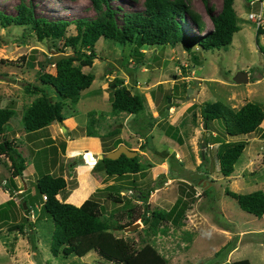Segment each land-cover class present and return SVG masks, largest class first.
<instances>
[{"label":"rangeland","instance_id":"obj_1","mask_svg":"<svg viewBox=\"0 0 264 264\" xmlns=\"http://www.w3.org/2000/svg\"><path fill=\"white\" fill-rule=\"evenodd\" d=\"M185 1L202 19L201 34L211 32L214 27L202 0ZM23 2L33 5L37 17L51 21L96 17L89 0H0V11L16 16L17 6ZM144 2L112 0L111 6L118 10L119 23L123 24L124 13L143 11ZM210 4L219 13L223 0H210ZM234 8L241 31L225 50L195 48L188 55L181 50L182 44L138 48L101 39L94 47L97 58L93 66L83 68L95 81L82 93L76 109L67 113L69 119L32 135L25 133L22 118L25 108L38 96L26 88L43 87L40 75L56 74L55 52L80 57L75 53L77 32L71 27L55 41L40 42L28 27L0 25V61L7 62L0 65V109L15 107L7 138L17 143L27 161V169L16 183L22 193L30 195L29 204L37 208L25 216L15 198L16 205L5 209L8 213L0 219V264H108L95 252L84 258L52 256L54 223L44 212V199L35 197L42 173L67 181V189L58 196L60 202L81 207L89 199L95 200L103 220L136 228L134 232L116 231L118 238L137 247L148 243L167 264H231L241 260L264 264V216L259 219L242 211L227 196L228 190L241 195L264 192V122L256 133L240 139L247 147L233 176L225 178L220 173L216 142H231V137L225 136L223 121L210 122L207 130L202 117V106L213 103L238 111L250 102L264 110V0H236ZM189 23L187 15L185 30L200 34ZM240 72L249 74L248 84L235 83ZM116 82L144 99V113H112ZM49 93L59 101L56 94ZM92 112L97 120L98 138L94 140L86 136ZM73 113L75 117H71ZM166 122L179 134L161 127ZM118 142L138 153L144 172L111 178L96 169L98 156L116 151L121 146L117 147ZM9 165L6 157H0V209L14 199L3 190L5 180L12 175ZM84 183L91 193L82 205L74 204L72 199ZM183 183L193 188L194 199L189 201L182 225L164 224L154 234L149 229L151 215L145 222L144 213L170 211ZM142 195L146 197L141 199ZM131 208L135 210L132 219ZM25 226L24 231L15 229Z\"/></svg>","mask_w":264,"mask_h":264},{"label":"trees","instance_id":"obj_2","mask_svg":"<svg viewBox=\"0 0 264 264\" xmlns=\"http://www.w3.org/2000/svg\"><path fill=\"white\" fill-rule=\"evenodd\" d=\"M89 1L96 12L95 18L51 21L41 16L37 17L33 5H27L25 2L17 6L16 16L0 11L2 27H28L40 42L55 41L71 27H74L77 32L74 40L78 50L75 53L80 57L72 56L70 59L53 62L56 74L40 75L43 87L30 85L26 88L29 94L38 96L24 110L22 121L27 135L38 133L54 123H62L69 119L70 116L67 113L76 109L82 93L88 90L95 81V77L85 74L83 68L93 66L94 60L97 58L94 47L101 39L121 46L134 45L138 48L182 44L181 50L190 55L195 48L206 52L228 49L233 42L234 35L241 31L234 8L236 0H223L219 13L215 12L210 0H202L214 27L211 32L203 35L201 34L203 32L201 17L190 11L185 0H145L143 11L124 13L123 24L119 23L118 10L111 6L112 0ZM187 15L189 24H193L200 34L185 30L184 23ZM51 61L50 59L49 63ZM77 62H79L78 65ZM4 63L7 62L0 61V65ZM115 87L116 91L112 102L113 114L138 116L144 113L145 101L140 95L132 94L121 82H116ZM49 90L56 94L59 101L50 95ZM168 101L169 98H166V103ZM15 116L14 106L0 109V137H2L0 157L4 156L9 160L11 164L9 170L12 172L11 178L5 180L3 190L14 197L5 205V208L0 209V219L3 217L5 219L8 213V210H5L7 207L16 205L15 198L19 199V193L23 191L18 187L16 179L23 177L27 169V161L19 151L17 143L7 138V125ZM90 116L92 119L86 130V136L98 138L95 130L97 124V120L94 119L95 112L90 113ZM71 117H75L74 113ZM202 117L207 130L210 122L223 121L225 136L231 137V142H216L219 144L217 156L220 173L223 177L230 178L248 144L240 139L256 133L261 127L264 122V110L260 105L250 102L238 111L223 103H213L202 106ZM160 124L158 123V125ZM167 126H169L167 122L161 125L163 128ZM167 128L175 129L176 135L179 134L177 128H173V126ZM115 133H119V131ZM122 143L118 142L117 147ZM95 167L111 178L138 175L146 170L139 155L133 159L126 156H122L118 160L105 158L98 161ZM66 189L67 181L63 177H55L51 173H42L36 186L37 195L35 197L40 198V201L44 199V212L54 223L50 245V251L54 258L68 259L75 256L84 258L89 253L95 252L102 261L108 264H167V260L148 243L137 247L126 239L118 238L115 232H123L131 225L103 220L99 203L95 200L89 199L81 207L60 202L58 196ZM151 191L149 190L146 194ZM179 192V199L170 211L154 210L144 213L145 222L148 220L147 215H151L149 229L154 234H157L164 224L174 223L177 227L182 225L189 208V201L194 199V191L193 188H189L188 184L183 183ZM90 193L87 184L84 183L81 189L75 193L72 202L82 204ZM22 195L31 216L37 210L36 205L29 204L27 199L30 195H25L24 192ZM145 195H142L141 199H144ZM227 196L235 200L242 211L259 219L264 216L263 191L241 195L228 190ZM20 203L21 209H23L22 202L20 201ZM131 209L129 217L132 219L135 210ZM24 219L26 224L30 223L28 219ZM26 228L25 226V228L16 227L15 229L24 231ZM231 264H251V262L241 260Z\"/></svg>","mask_w":264,"mask_h":264},{"label":"water","instance_id":"obj_3","mask_svg":"<svg viewBox=\"0 0 264 264\" xmlns=\"http://www.w3.org/2000/svg\"><path fill=\"white\" fill-rule=\"evenodd\" d=\"M54 56H55V58L53 59L54 63L59 62L63 59H70L72 57V55H61L57 52L54 53ZM235 83H237V84H248L249 83V74L244 73V72H240L235 78ZM189 93H190V90H188V94ZM50 101H52V98H50ZM64 131L66 132V130H64ZM122 156H126L129 159H133L136 156H138V153L136 151L128 149L124 145H121L116 151H113V152H110L107 154L99 155L98 160L101 161L105 158L109 159V160H118ZM203 159H205L204 153H203ZM25 189H27L26 186H25ZM19 200L22 202L23 209L25 211V216H29L28 205L26 202H24V198H23V196H21V194L19 196ZM138 227H139V225H138ZM135 229L136 228L131 227V228L127 229L126 232H134Z\"/></svg>","mask_w":264,"mask_h":264},{"label":"crops","instance_id":"obj_4","mask_svg":"<svg viewBox=\"0 0 264 264\" xmlns=\"http://www.w3.org/2000/svg\"><path fill=\"white\" fill-rule=\"evenodd\" d=\"M90 139H91V140H94L95 138H90ZM90 139H89V141H91ZM21 193H22V192H21ZM82 204H83V203H82ZM82 204H81V205H82Z\"/></svg>","mask_w":264,"mask_h":264},{"label":"clouds","instance_id":"obj_5","mask_svg":"<svg viewBox=\"0 0 264 264\" xmlns=\"http://www.w3.org/2000/svg\"><path fill=\"white\" fill-rule=\"evenodd\" d=\"M96 162H98L97 159H96ZM96 164H97V163H95V165H96Z\"/></svg>","mask_w":264,"mask_h":264},{"label":"built area","instance_id":"obj_6","mask_svg":"<svg viewBox=\"0 0 264 264\" xmlns=\"http://www.w3.org/2000/svg\"><path fill=\"white\" fill-rule=\"evenodd\" d=\"M256 18H257V17H256ZM256 18H255V19H256ZM259 22H260V21H258V23H259Z\"/></svg>","mask_w":264,"mask_h":264}]
</instances>
